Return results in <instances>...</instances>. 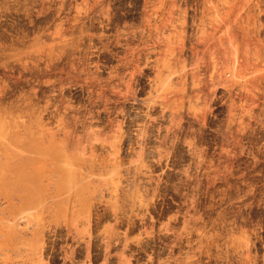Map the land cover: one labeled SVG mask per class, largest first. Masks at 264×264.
Wrapping results in <instances>:
<instances>
[{
    "label": "rangeland",
    "instance_id": "1",
    "mask_svg": "<svg viewBox=\"0 0 264 264\" xmlns=\"http://www.w3.org/2000/svg\"><path fill=\"white\" fill-rule=\"evenodd\" d=\"M0 107V264H264V0H0Z\"/></svg>",
    "mask_w": 264,
    "mask_h": 264
},
{
    "label": "bare ground",
    "instance_id": "2",
    "mask_svg": "<svg viewBox=\"0 0 264 264\" xmlns=\"http://www.w3.org/2000/svg\"><path fill=\"white\" fill-rule=\"evenodd\" d=\"M28 100H29V99H28ZM30 101H31V100H30ZM30 104H31V103H30ZM30 104H29V105H30ZM31 105H32V104H31ZM31 105H30V107H31ZM34 105H35V104H34ZM3 106H4L3 108L5 109V105H3ZM12 106H13V105H12ZM15 106H16V105H15ZM18 106H19V105H18ZM26 106H27V105H26ZM26 106H25V107H26ZM22 107H23V106H22ZM30 107H29V108H30ZM0 108L3 109L2 107H0ZM23 108H24V107H23ZM27 108H28V107H27ZM9 109H10V108H9ZM9 109H8V110H9ZM11 109H12V108H11ZM18 109H19V108H18ZM33 109H34V108H33ZM12 110H13V109H12ZM21 110H22V109H21ZM4 111H6V110H4ZM4 111L2 110V112H4ZM9 111H10V110H9ZM13 112H15V111H13ZM16 112H17V111H16ZM23 112H24V111H23ZM23 112H22V113H23ZM6 113H7V112H6ZM10 113H11V112H10ZM19 113H20V112H19ZM22 113H21V114H22ZM29 113H30V112H29ZM17 114H18V113H17ZM30 114H31V113H30ZM30 114H29V116H30ZM5 115H6V114H5ZM0 116H1V115H0ZM17 116H18V115H17ZM19 116H20V115H19ZM11 117H12V116H11ZM0 118H1V117H0ZM6 118H7V117H6ZM15 118H16V117H15ZM15 118H14V120H13V118H12V121H11V122H13V121H15V120L17 121V119H15ZM10 119H11V118H10ZM10 119H8V120L10 121ZM28 119H29V118H28ZM30 119H31V117H30ZM32 119H33V118H32ZM36 120H38V119H36ZM5 121H7V120L5 119ZM21 121H23V120H21ZM29 121H30V120H29ZM39 121H40V120H39ZM11 122H8V123H11ZM26 122H27V121H26ZM6 123H7V122H6ZM16 123H18V122H16ZM20 123H21V122H20ZM20 123H18V124H20ZM30 123H31V122H30ZM33 123H34V121H33ZM33 123H32V124H33ZM40 123H41V122H40ZM25 124H27V123H25ZM35 124H36V123H35ZM35 124H34V125H35ZM37 124H38V121H37ZM9 125H10V124H9ZM13 125H17V124H14V123H13V124H12V127H13ZM21 125H22V124H21ZM21 125H20V126H21ZM4 126H5V125H4ZM39 126H40V125H39ZM29 127H30V126H29ZM29 127H28V128H29ZM36 127H37V126H36ZM2 128H3V127H2ZM4 128H5V127H4ZM16 128H18V127H16ZM25 128H26V126H25ZM32 128H33V127H32ZM9 129H10V128H9ZM9 129L7 128L6 130H9ZM11 129H12V128H11ZM13 129H14V128H13ZM20 129H21V128H20ZM20 129L18 128V131H19ZM35 129H36V128H35ZM6 130H5V131H6ZM21 130H23V133H24V130L27 131L28 129H21ZM36 130H37V129H36ZM45 130H46V129H45ZM1 131H4V130L1 129ZM28 131H29V130H28ZM31 131H32V130H31ZM33 131H34V130H33ZM38 131H39V130H38ZM46 131H47V130H46ZM8 132H9V131H8ZM14 132H15V129H14ZM20 132H21V134H22V131H20ZM41 132H42V130H41ZM11 133H13V132L11 131ZM11 133H9V134H11ZM28 133H29V132H28ZM9 134H8V136H11V135H9ZM21 134H20V133L18 134V133L16 132L14 135L12 134V136L9 137L10 139H13V140H14L15 143L13 142V140H12L11 142L14 143V144H16V146L18 147L19 150L15 149V146H14V149H15L16 151L13 150L12 152H11V151L6 152V150H5V151H2V152H4V153H1V154H0V156H1V158H0V178H3V177H4V179L6 180V181L4 180V181L6 182L5 184H4V182H3V179H1L2 182L0 181V183H1V185L5 188V185H6V184L8 183V181H9V180L7 181L6 178L11 177V175H13V174H16V175H14V177L12 176L13 179H14V178L16 179V180L14 179L13 182L15 181L16 184L19 183L20 186H18V185L14 186V183L12 182V183H13L12 186H14V187H16V188H12V187H11V188H12V191L18 189V192H20L19 189H21V190L24 189V190L20 193L21 196H20V194H19L18 192L15 191V193H18L19 196L22 197L21 200H23V202L26 204L27 202H30V200L32 201V200L34 199V198L32 199V197H35L33 193L37 192V191H38V188H40L39 191H41V189L44 188V186H41L42 184L40 185L41 182H38V181H37V182L39 183V187L36 186V185H38V183L34 180L35 178H31V179H30L29 176H32V175H28V173L31 174L32 172L38 174L36 170H38V172H39V169H40V168L36 169L37 167L35 166L36 168H35L34 171H27V170H28V168H27L28 166H27V165L36 162L35 157H36V158H39V157H40L39 159L41 160V158H42L41 156L37 157V156H38L37 154H38L39 152H40V154H41L42 156H44V155H45V156H49V155L44 154V151L41 153L42 148L39 147V146L42 145V144H39V145H38V143L35 142L37 139L34 141L35 138L32 136L34 139H27V140H30V141H27V140L23 139V137H22ZM25 134H26V133H25ZM25 134H23V136H24ZM33 134H34V133L32 132V135H33ZM35 134H36V133H35ZM35 134H34V136H35ZM39 134L41 135L40 131H39ZM51 134H52V133L50 132V135H51ZM20 135H21V136H20ZM28 135H29V134H28ZM29 136H30V135H29ZM46 136H47V135H46ZM54 136H55V135H54ZM6 137H7V136H6ZM26 137H27V136H26ZM32 137H30V138H32ZM36 137H39V136H36ZM52 137H53V136H52ZM21 138L23 139V141L21 140ZM24 138H25V137H24ZM28 138H29V137H28ZM39 139H40V138H39ZM42 139H43V138H42ZM42 139H41V140H42ZM53 139H54V137H53ZM0 140L3 141V140H2V137H1ZM21 141H22V142H21ZM59 141H60V140H59ZM59 141H58V142H59ZM3 142H4V141H3ZM11 142H9V143H11ZM19 142H20V143H23L22 145H24V147H23ZM58 142H57V143H58ZM60 142L63 143L64 141H63V142L60 141ZM9 143H7L8 146L11 145V144H9ZM55 143H56V142H55ZM61 143H60V144H61ZM7 144H4V143H3V145H7ZM17 144H19V145H21V146H19V145H17ZM47 144H48V143H47ZM47 144H46V145H47ZM58 144H59V143H58ZM1 145H2V143H1ZM3 145H2V147H3ZM54 145H55V144H54ZM8 146L3 147V148H7ZM43 146H44V145H43ZM11 147H13V145H11ZM19 147H20V148L23 147L24 150H20ZM50 147H51V146H50ZM45 148H46V147H45ZM45 148H44V149H45ZM47 148H48V146H47ZM60 148H62V147H60ZM1 149H2V148H1ZM8 149L10 150L11 148L8 147ZM8 149H7V150H8ZM44 149H43V150H44ZM49 149H50V148H49ZM47 150H48V149H47ZM52 150H55V149H52ZM56 151H57V150H56ZM60 151H61V150H60ZM45 152H46V151H45ZM53 152H54V151H53ZM57 152L59 153V151H57ZM54 153H55V152H54ZM60 153H61V152H60ZM64 153H65V152H64ZM50 154H52V153L50 152ZM55 154H56V153H55ZM36 155H37V156H36ZM58 155H59V154H58ZM61 155H62V154H61ZM63 155H64V154H63ZM45 156H44V159L46 158ZM59 156H60V155H59ZM59 156L56 157V158L59 159V160L57 159L58 162L60 161V158H61V156H60V157H59ZM79 156H80V155H79ZM51 157H52V156H51ZM53 157L55 158L54 155H53ZM53 157H52L51 159H53ZM66 157H67V156H66ZM5 158H6V159H5ZM47 158L49 159V157H47ZM56 158H55V159H56ZM64 158H65V157H64ZM39 159H38V160H39ZM51 159H50V161H51ZM3 160H5L4 162H6V163H3ZM38 160H37V162H38ZM57 160H56V161H57ZM61 160H62V159H61ZM64 160H65V159H64ZM64 160H62V163H63ZM75 160H76V159H75ZM68 161H69V159H68ZM78 161H79V160H78ZM41 162H42V160H41ZM47 162H48V161H47ZM47 162H46V163H47ZM58 162H57V165H58ZM76 162H77V161H76ZM80 162H81V161H80ZM49 163H50V162H49ZM49 163H48V164H49ZM53 163H54V162H53ZM55 163H56V162H55ZM59 163H60V162H59ZM62 163H60V164H62ZM67 163H68V162H67ZM67 163L63 164L64 167H63V168L61 167V169H63V170L65 169V170H66L67 167L70 166V165H67V167H65ZM70 163H71V160H70ZM77 163H78V162H77ZM40 164H41V163H40ZM43 164H44V163H43ZM50 164H51V163H50ZM60 164H59V165H60ZM11 165H12V166H11ZM46 165H47V164H46ZM71 165L74 166V164H72V163H71ZM4 166H6V169L4 168ZM9 166H11V167H15L16 170H18L17 168H19V167H23V169H22V168H21V169H22V171H23L24 173H23V172H22V173H18V171H19V172L21 171L20 169H19L18 171H16L15 168L11 169V167L9 168ZM43 166H44V165H43ZM43 166H41V167H43ZM52 166H53V165H51V167H52ZM2 167H3L4 169H2ZM7 167H8V169H11L12 171H10V170L7 171ZM51 167H48V169L51 168ZM45 168H47V166H46ZM54 168H56V167H54ZM58 168H59V166H58ZM70 168H71V166L69 167V169H70ZM81 168H82V167H81ZM31 169H34V168H30V167H29V170H31ZM48 169H47V170H48ZM59 169H60V168H59ZM69 169H67V170H69ZM71 169H72V168H71ZM73 169H75V168H73ZM73 169H72V170H73ZM78 169H79V167H78ZM41 170H42V169H40V171H41ZM81 170H82V169H81ZM35 171H36V172H35ZM51 171H53V170H51ZM51 171H50V172H51ZM54 171H55V170H54ZM69 171H70V170H69ZM69 171H67L68 174H66V172L64 171V172H65V175H64L65 179L62 178V179H64V181H66V182H65L66 184H68V181H67V180L69 179V176H70V175H69ZM82 171H83V170H82ZM9 172H10V173H9ZM50 172H49V173H50ZM71 172H74V171H71ZM46 173H47V172H46ZM57 173H58V172H57ZM62 173H63V171H62ZM74 173H75V172H74ZM78 173H81V172L78 171ZM32 174H33V173H32ZM36 174H33V175H36ZM40 174H41V172L39 173V175H36V176L39 177V179L42 178V175H40ZM60 174H61V173H60ZM82 174H83V173H82ZM82 174H80V177H81ZM9 175H10V176H9ZM47 175H48V174H46V177H47ZM57 175H59V174H57ZM40 176H41V178H40ZM44 176H45V174H44ZM62 176H63V175H62ZM71 176H72V175H71ZM71 176H70V177H71ZM74 176H75V175H74ZM43 178H44V177H43ZM59 178H60V177H59ZM82 178H83V177H82ZM82 178H79V179L82 180ZM85 178H86V177H85ZM8 179H9V178H8ZM32 179L36 182V185L33 184L34 182H32L33 185L31 184ZM45 179H46V178H45ZM66 179H67V180H66ZM76 179H78V178H76ZM30 180H31V181H30ZM36 180H37V179H36ZM48 180H49V179H48ZM48 180H46V182H47ZM59 180H61V178H60ZM74 180H75V179H74ZM80 180H79L78 182L81 183ZM83 180H84V179H83ZM39 181H40V180H39ZM69 181H71V178H70ZM9 182H11V178H10V181H9ZM42 182H43V181H42ZM54 182H55V181H54ZM61 182H62V181H61ZM75 182H76V181H75ZM78 182H77V183H78ZM82 182H83V181H82ZM57 183H58V182H57ZM65 183H64V185H65ZM73 183H74V182H73ZM80 183H79V187H81V186H80ZM8 184H9V183H8ZM54 184H55V183H54ZM61 184H62V183H61ZM70 184H71V183H70ZM86 184H87V183H86ZM10 185H11V184H9V186H10ZM43 185H45V184H43ZM52 185H53V184H52ZM64 185H62V187H64L63 189H66L68 186L65 188ZM77 185H78V184H77ZM77 185H75L74 187L76 188ZM82 185H83V184H82ZM6 186H7V185H6ZM9 186H8V187H9ZM35 186H36V188H37V187H38V188L35 189ZM40 186H41L42 188H41ZM45 186H46V185H45ZM47 186H50V185L47 184ZM47 186H46V188H47ZM0 187H1V186H0ZM8 187H7V188H8ZM18 187H19V188H18ZM20 187H21V188H20ZM58 187H59V186H58ZM70 187H71V186H70ZM83 187H84V186H83ZM4 188H3V189H4ZM49 188H50V187H49ZM60 188H61V186H60ZM71 188H72V187H71ZM81 188H82V187H81ZM0 189H1V188H0ZM44 189H45V188H44ZM50 189H51V188H50ZM52 189H53V188H52ZM63 189H62V190H63ZM68 189H69V188H68ZM76 189H78V188H76ZM86 189H88V188H86ZM86 189H85V190H86ZM8 190H10V189H8ZM35 190H37V191H35ZM47 190H48V188H47ZM57 190L60 191V189H57ZM74 190H75V189H74ZM85 190H84V191H85ZM1 191H2V190H1ZM24 191H25V193H23ZM42 191H43V190H42ZM69 191H70V190H69ZM79 191H80V190H79ZM9 192H10V191H9ZM65 192H68V191H65ZM80 192H81V191H80ZM37 193L40 194V192H37ZM45 193H46V192H45ZM57 193H58V191H57ZM69 193H70V192H69ZM69 193H68V195H69ZM76 193H77V192H76ZM78 193H79V192H78ZM10 194L12 195V193H10ZM13 194H14V193H13ZM42 194H43V193H42ZM58 194H59V193H58ZM80 194H81V193H80ZM3 195H4V194H3ZM47 195H48V194H47ZM51 195H52V194H51ZM51 195H50V196H51ZM6 196H7V195H6ZM12 196H13V195H12ZM37 196H38V198L40 199L41 196H40V195H37ZM39 196H40V197H39ZM78 196H79V195H78ZM48 197H49V196H48ZM75 197H76V196H75ZM14 198H15V197H14ZM42 198H44V197L42 196ZM62 198H63V197H62ZM10 199H12V198L10 197ZM24 199H25V200H24ZM35 199H36V198H35ZM44 199H46V198H44ZM55 199H56V198H55ZM37 200H38V199H36V201H37ZM50 200H51V199H50ZM84 200H86V199H84ZM36 201H35V202H36ZM39 201L41 202V200H39ZM81 201H83V200H81ZM19 202H20V201H19ZM40 202H39V203H40ZM42 202H45L44 204L47 203L46 201H43V200H42ZM54 202H55V201H54ZM57 202H58V201H57ZM21 203H22V202H21ZM33 203H34V200H33ZM37 203H38V202H37ZM39 203H38V205H39ZM50 203H51V202H50ZM60 203H61V201H60ZM19 204H20V203H19ZM25 204H23V207H24ZM27 204H28V203H27ZM35 204H36V203H35ZM53 204H54V203H53ZM53 204L51 205V207L53 206ZM58 204H59V203H58ZM83 204H84V201H83ZM29 205H30V204H29ZM33 205H34V204H33ZM49 205H50V204H49ZM25 206H26V205H25ZM39 206L41 207V205H39ZM39 206H37V207H39ZM43 206H44V205L42 204V207H43ZM58 206H59V205H58ZM58 206H56V207H58ZM21 207H22V206H21ZM21 207H20V208H21ZM23 207H22V208H23ZM32 207H33V206H32ZM35 207H36V206H35ZM24 208H25V207H24ZM26 208H27V207H26ZM53 208L55 209V207H53ZM27 209H28V208H27ZM36 209H37V208H36ZM40 209H41V208H40ZM24 211H25V210H24ZM40 212H41V211H40ZM40 212H39V213H40ZM15 214H16V213H15ZM35 214H36V213H35ZM42 214H44V213H42ZM33 215H34V214H33ZM38 216H41V215H38ZM38 216H36V217H38ZM37 219H38V218H37ZM29 222H30V221H29Z\"/></svg>",
    "mask_w": 264,
    "mask_h": 264
}]
</instances>
